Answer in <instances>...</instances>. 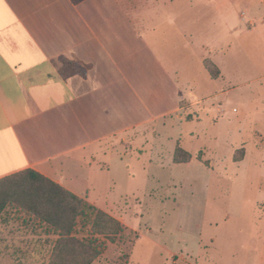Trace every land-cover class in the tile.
<instances>
[{
    "label": "crops",
    "instance_id": "1",
    "mask_svg": "<svg viewBox=\"0 0 264 264\" xmlns=\"http://www.w3.org/2000/svg\"><path fill=\"white\" fill-rule=\"evenodd\" d=\"M263 1L0 0V179L32 169L113 216L94 194L111 168L143 157L174 164L180 139L165 158L161 139L181 113L221 109L199 90L227 84L218 52L199 38L197 10ZM62 59L84 75L63 78Z\"/></svg>",
    "mask_w": 264,
    "mask_h": 264
},
{
    "label": "rangeland",
    "instance_id": "2",
    "mask_svg": "<svg viewBox=\"0 0 264 264\" xmlns=\"http://www.w3.org/2000/svg\"><path fill=\"white\" fill-rule=\"evenodd\" d=\"M197 11L199 38L218 52L213 56L227 84L202 79L199 90L217 95L221 109L208 117L186 108L182 124L161 139L164 158L180 139L192 156L184 165L143 157L110 169L94 194L124 230L113 243L98 238L103 250L94 264H264V153L252 150L254 143L264 147V136L252 133L264 134V1ZM193 160L199 167L187 168ZM91 221L87 208L77 238H91ZM57 239L35 218L10 209L0 219V264H50Z\"/></svg>",
    "mask_w": 264,
    "mask_h": 264
},
{
    "label": "trees",
    "instance_id": "3",
    "mask_svg": "<svg viewBox=\"0 0 264 264\" xmlns=\"http://www.w3.org/2000/svg\"><path fill=\"white\" fill-rule=\"evenodd\" d=\"M83 1L71 0L74 4ZM204 65L212 78L220 77L221 72L215 63L206 59ZM60 72L65 79L75 74L84 75L79 64L67 59H62ZM191 159L192 156L178 145L174 162L184 164ZM242 160L235 158L234 161ZM87 208L92 215L91 238L83 240L74 233ZM10 209L35 218L58 236L50 264H94L103 250L98 238L113 243L124 230L123 224L115 217L86 205L83 199L32 169L0 179V219Z\"/></svg>",
    "mask_w": 264,
    "mask_h": 264
}]
</instances>
